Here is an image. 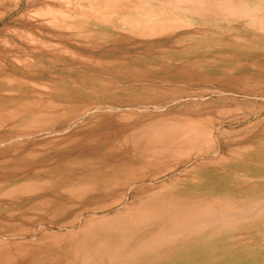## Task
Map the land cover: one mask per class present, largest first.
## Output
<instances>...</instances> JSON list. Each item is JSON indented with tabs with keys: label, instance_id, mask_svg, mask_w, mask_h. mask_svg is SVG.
<instances>
[{
	"label": "rangeland",
	"instance_id": "obj_1",
	"mask_svg": "<svg viewBox=\"0 0 264 264\" xmlns=\"http://www.w3.org/2000/svg\"><path fill=\"white\" fill-rule=\"evenodd\" d=\"M26 1L29 2H27L28 5L24 4ZM33 1L23 0L19 9L5 16L0 21V52L8 53L6 59L0 58V70L5 69L9 72L12 70L17 72H19L18 70L25 71V74L22 75H0V249L4 248V245H8V248L6 246L5 248H10V254H15V262L13 261V264H45L47 259H51V257H55L54 260L57 261L54 264H64L66 259L64 258V261L60 259L59 253L62 250L63 253L66 252L68 247L65 248L64 245V248H60L61 243L68 246L73 244L75 241L73 236L81 226V222L78 219L80 221L83 218L91 219V216L83 214L82 217H78V222H76L77 220L75 221L76 224L74 223L69 227L68 224H65L66 220L70 222L79 209L77 210L71 204L68 207L66 206V209L69 207L71 209L64 212L63 206L60 205L61 208L58 203L56 204L60 197L71 199L65 193L62 195L63 191H67L69 186H75V190H78L82 185L91 188L95 184L92 180L99 182L101 178L106 177V174L102 173L105 171L103 167L97 171H88V173H85L88 168L85 171L79 169L81 162H86V159L94 161L97 158V156L83 154L77 148V145H74L78 139L77 136L80 137V135H95V133L100 131L104 133L107 130L128 129L127 132L131 133L132 136L127 133L129 135L127 138H131V140L129 139V142L125 138L127 141L120 148L116 147V144L117 146L120 145L118 143L123 141L125 135L118 136V138L120 137L119 139L113 137L112 140L118 141H116V144H114L115 141L111 144V141L105 143L104 139H101L98 145L95 143L93 146L89 147L88 145L85 148L86 150L94 151L100 148V157H104L107 154L118 155V159H111V162L115 165L118 162L121 164L124 161L123 156H138L143 153L142 150L145 149L146 145L153 143L152 141L155 144V141L158 140L156 145H159L160 141L154 130L156 129L159 132V127L163 126L161 125L162 123H167L168 119L177 117V114L180 113L182 115L179 116L181 117L180 119L184 118L185 120L191 113L197 114V110L200 109L199 113L207 112L208 114L210 113L209 115L212 114L211 120L201 119L203 125H212L219 129V133L215 132L213 137L209 136L210 139L207 134L200 142V146L207 148L205 155L202 157L203 164L200 166L195 164V162L198 163L199 161L193 155L195 152L194 148L189 150V152L187 151L188 154L184 153L185 156L183 157L185 158L178 157L182 160L172 158L175 160L174 164L172 159L169 162L170 158H167L169 162L167 163V160L162 159L163 157H158L159 161H154L155 164L158 165L162 161L166 163H161V166L158 165L159 167L153 163L155 167L162 169V166L171 165L172 163L169 167H172L173 170L167 168V171L161 172L158 169L160 173L157 172L159 173L157 174L152 166L146 167V165L151 163H146L143 168L147 169L144 170H153H150L151 172H143L145 174L146 172L150 173L147 174L148 176L157 174L158 178L152 182L139 183L141 190L152 189L157 191L156 188L158 187L160 191L167 187V190L165 189L166 191H164L165 195L187 190L190 194L189 197L196 199L198 193L204 192L206 199L218 196L217 199L223 203L224 200L228 202L226 198H229L232 199V202L237 203L235 205L255 202L256 198L260 196L259 193L264 195V186L261 188L254 187L264 183V179H262L264 178V87L259 88L261 90L257 89L259 93L240 94L235 89L231 90L227 84L224 86L219 83H211L212 85L208 83V85L200 80H190V77H194L192 74L177 72L180 68L186 67L184 66V60L190 57V54L194 56L205 51L209 52V50H213L212 54H215V48L219 51V55L226 56L228 54L226 53L228 49L226 47L224 49L225 45H223V42H220L218 46L214 43V37L219 36V32H222V34L227 32L224 24L220 23L216 26L211 23L204 24L197 17L184 16L179 12L178 14L174 13L171 7L160 1H150L149 3L141 0ZM253 1L255 2V0ZM12 2L14 3L13 0ZM126 3L131 4L125 5ZM170 18H172L171 20L175 18L174 20L178 21V23L172 22L171 25L167 26V31H165L168 34L170 30L171 34L181 25L180 30H177V32L175 30L176 33L173 32L174 34L167 35L164 31H158L159 34L143 38L139 36L128 37L133 35L129 34L130 28L135 27L137 23L144 22L143 19L147 21L157 20L160 25H165L168 23L167 19L169 20ZM171 26H175V28H172L173 30L168 29ZM54 29H57V31H53ZM57 34L58 36L60 35L58 37L60 41L58 42V38L55 37ZM48 36H50L49 39ZM227 36L225 34V38ZM51 38L53 40H50ZM221 39L224 40L223 37ZM259 43L261 52L257 53L260 55L257 56L259 60L255 63H262L260 64L261 66L254 64L256 68L253 70L251 80L247 84H255V81L257 84H264V72L261 73L264 69V42ZM63 47L67 48L65 54L69 55L71 53V56L66 57L64 53L65 56L61 55ZM74 50L86 52V58L82 56L83 58L81 57L80 61V57L77 56V58L75 56L78 52ZM42 52H44V56H42ZM25 56L28 57L26 58ZM73 56L75 57L73 58ZM179 62H183V64ZM164 65L175 68L166 71ZM151 68L156 70V72L158 70V74L152 71ZM257 69H259V74L255 71ZM26 70L28 71L26 72ZM200 76L201 74L197 77ZM247 76L249 75L245 74V77ZM258 76H261L262 79L258 78ZM224 104H228L230 107ZM235 104L238 106L236 105V107ZM209 107L212 108L210 109ZM231 107L232 110H230ZM40 110L43 112L41 113ZM31 113L38 116L44 114V117L47 115L51 122H46L45 120L48 119L43 116L38 117L35 115L36 117H34ZM28 115H31L30 118ZM142 121L144 122L142 123ZM145 121L148 122L144 124ZM154 121L157 123L156 125H159L158 122H162L161 126L154 127L155 125L151 124ZM146 126H150V128L147 127L148 130L146 129L145 133L151 131L155 137H152L151 134L149 138L148 134L150 133H144L145 139L142 128H146ZM138 128L140 131L141 129L143 130L141 133L144 136L143 139L142 137L135 139L137 136H135L134 129L138 131ZM137 131H135L136 135L138 137L142 136L137 134ZM132 139L135 140L133 141ZM136 140H141V145L132 150L133 148L130 147L135 145ZM168 142V144H173L170 141ZM105 144L107 147L111 146L110 148L114 145L117 148L115 149L113 146L116 152L115 150L114 152L109 150L108 153V151L104 150ZM153 144L150 145L156 146ZM125 145L127 146L124 147ZM72 146L74 147L72 148ZM127 147L129 151H127ZM77 151L82 156H77ZM134 152L138 154L136 155ZM171 155L175 156L173 153ZM186 156H188V159H186ZM192 156H194V159ZM158 159L156 157V160ZM184 159L185 161L187 160L186 163L185 161L183 162ZM106 164L108 162L103 163V165ZM141 174L138 172L140 177H142ZM63 178L70 183L65 180L63 182ZM56 179H59V184ZM175 179H180V182H176ZM190 179H195V182H198L195 183L196 185L194 182L190 184ZM30 180H33L36 185H33V181L30 182ZM40 182H42L41 185ZM79 182L82 185L79 184L77 188L76 185ZM52 183L56 185L53 187ZM16 185L19 190L22 188L21 192L16 187L15 192L13 186ZM7 189H9L10 193H8L11 196L5 194ZM47 189L49 190L47 191ZM59 190L61 191L60 193L58 192ZM4 194L7 196L5 197ZM7 197L11 200H8ZM43 197L47 198V202L46 199L43 201ZM16 198L17 200H15ZM35 200H38L37 202L42 200L39 206ZM72 201L75 202L74 199ZM72 201L70 200V202ZM101 201L103 200H98V204ZM32 202L36 204L32 205ZM42 203L43 208L40 207ZM25 208L30 209L28 211ZM60 208L61 210H59ZM51 209H53L52 212H50ZM66 209L64 206L65 211ZM54 210L56 211L54 212ZM114 212H116L115 216ZM8 213L11 215L6 216L5 214ZM50 213L52 215L57 213V216L52 217ZM117 213V210L112 208L107 212L98 213L94 219L101 220L105 217V220H108L110 216L109 219H114ZM58 215L62 216L59 217ZM254 230L252 231L254 234L250 232V235L246 232L242 234L244 231L237 232V235L234 232L228 235V237L231 236L232 238L229 237L230 242L223 241V245L215 243L214 245L216 246L209 251V258L212 260V264L214 262H216L214 264H232L234 262L232 260L239 257V255H241V259L240 257L235 259L236 262L234 264H264V251H262L264 248V226L259 230L257 229L258 231L254 232ZM69 234L71 235L69 236ZM64 236L70 237V239L60 243ZM52 242L55 244L52 248L53 251L56 249L54 252L48 249L51 245L53 246ZM5 250H0V252ZM51 251L55 255H52ZM57 258L62 262H59ZM242 259L243 262L241 263ZM8 264L12 263L9 262ZM68 264H74V262L71 261Z\"/></svg>",
	"mask_w": 264,
	"mask_h": 264
},
{
	"label": "bare ground",
	"instance_id": "obj_2",
	"mask_svg": "<svg viewBox=\"0 0 264 264\" xmlns=\"http://www.w3.org/2000/svg\"><path fill=\"white\" fill-rule=\"evenodd\" d=\"M11 1L12 0H0V21L3 20L5 18V16H8L13 11L19 9L20 5L23 2V0H13L14 3L12 2L13 3L12 4ZM141 1L147 2V3H149L150 1H158V2L160 1L161 3H163V4L165 3L169 7H171L172 11L174 13L178 14V12H179L184 16L185 15H191V16L197 17L204 24L211 23V24L216 26L217 24L221 23V24H224L226 26L227 32L224 31L225 34L228 35L226 38H225V34L223 33L224 34L223 35L222 32L221 33L219 32V34H220L219 36L217 35L216 37H214L215 45L218 46L220 44V42H223V45H225L224 49H225V47L228 49L226 52L228 54H226L224 52V54H226V56L219 55L218 54L219 51H217V48H215V51H216L215 54H212L213 50H211V51L209 50V52L205 51L204 53H200V54L194 55V56H192L189 53L190 57H187L184 60V66H186V67L180 68L179 71L176 70L177 72H187V73L192 74L194 76L192 78L190 77V80H200V81L206 82L207 84L209 83L210 85H212L214 83H219V84H223L225 86V84H227V85H229L228 87L231 90L235 89L238 93L240 92V94L241 93L245 94V93H250V92H258L257 89L264 87V84H261L260 82H259L260 84H257L256 81H255V84H247V82L249 80H251V77H252L251 75H253V70L256 68V65L257 64L260 65L262 63V62H258V63H255V62L257 60H259L257 56H259L260 54H257V53L261 52V49H260L261 46H260L259 42H264V0H258V1L255 0V2L253 0L252 1H247V0L246 1H244V0H141ZM27 2L28 1H26L24 4L28 5L29 2L28 3ZM129 4H131V3H129ZM129 4L126 3L125 5H129ZM131 6H133V5H131ZM34 10H36V9H34ZM27 14H28V12H27ZM172 17H174V16H172ZM182 18H183V16H182ZM171 19L172 18H170L169 20L167 19L168 23L165 25H160L159 24L160 22L157 20L147 21V20L143 19L144 22L137 23V24H135V27L130 28L131 30L129 31V34H133V35L128 36V37L134 38L136 36H139V37L143 38V37L151 36L153 34H159L158 31L166 32L167 26L171 25L172 22H176V20H174L175 18L173 20H171ZM35 20H37V19H35ZM43 23H44V21H43ZM48 23H49V21H48ZM161 23L163 24V22H161ZM176 23H178V21ZM42 24H39V25H42ZM125 24H127V23H125ZM180 24H182V23H180ZM42 26H44V25H42ZM175 26H173V27L171 26V28L168 27V29H172V28L174 29ZM180 27H181V25L178 27V29H177L178 31L180 30L179 29ZM187 27H188V25H187ZM55 30L57 31V29H54L53 31H55ZM175 30L173 32H175ZM177 30H176V32H177ZM215 30H217V29H215ZM170 31H169V34H168V32H166L167 35L174 34L173 32L170 34ZM49 32H51V31L49 30ZM164 32H162V33L164 34ZM65 33H67V32H65ZM35 34H37V33H35ZM28 35L31 36V34H29V33H28ZM41 36H42V34H41ZM94 36H96V35H94ZM49 37L50 36H48V39H49ZM55 37L58 38V37H60V35L58 36V34H57V36L55 35ZM55 37L53 36V38H55ZM221 37H223L224 40H222ZM53 38H51L50 40H53ZM95 39H96V37H95ZM58 41H60L59 38H58L57 42ZM253 43H255V44H253ZM32 45H34V44H32ZM38 46H40V45H38ZM192 46H194V45H192ZM62 49H63V51L61 52L62 54L61 53H59V54L64 55L66 53L65 51L67 48L65 49V47H63ZM79 50H74V51L78 52L75 56L80 57L79 59L81 61V59L83 58L82 56H84V58H86L85 57L86 52H81ZM206 50H207V48H206ZM22 51H24V50H22ZM18 54H20V53H18ZM41 54H42V56H44V52H42ZM65 55H66V57L69 55L71 56V53L69 55H67V54H65ZM7 56H8V53L0 52V58L1 59L4 60V59H6ZM75 56H73V58ZM25 57L27 58L28 56H25ZM13 58H12V60H13ZM77 58H76V60L79 61V59H77ZM163 59H165V58H163ZM83 60H85V59H83ZM180 64H183V62ZM254 64H256V65H254ZM260 66H259V69H260ZM164 68L167 71V70H170V69L175 68V67L164 65ZM259 69L255 70L258 72V74H259V71H258ZM151 70L158 74V70H157V72H156V70H154L152 68H151ZM18 71L19 72H17L16 70H12L11 72H9L8 70L1 69L0 75H3V74L4 75L5 74H7V75H10V74L22 75V74H25L24 70H18ZM27 71L28 70H26V72ZM244 72H246V73H244ZM263 72H264V69L262 70L261 73H263ZM198 73L201 74L200 77H197L198 75H200ZM172 74H173V72H172ZM176 74H178V73H176ZM245 74H248L249 76L245 77ZM260 75H262V74H260ZM259 77L261 78V76H258V78ZM258 80L260 81V79H258ZM223 85H221V86H223ZM259 90H261V89H259ZM252 94H256V93H252ZM217 95H219V94H217ZM215 99H216V97H215ZM232 100H234V99H232ZM215 101H217V100H215ZM221 102H223V101H221ZM213 103H211V104H213ZM233 103H232V105H233ZM227 105L228 104H226L225 106H227ZM236 105L237 104H235V106ZM209 108L211 109L212 107H209ZM230 110H232V107ZM199 111H200V109L197 110V114L191 113V115L187 116L185 118V120H184V118L180 119L181 117H179V116H182L180 113V114H177L178 115L177 117H173V118L168 119L169 121L168 122L166 121L167 123L164 122V124H163L161 122L162 123L161 124L160 122H158L159 125L160 124L163 125V126L160 125L161 127H159V125H156L157 123L155 121H154L155 124H153L154 122L151 123L153 126L155 125L154 127H156V126L159 127V132H157V130L155 128H154L155 129L154 132L155 131L157 132V133L155 132V134L157 135V138L159 139L160 144L156 145V142L158 141L156 138L155 139L157 141H155V144H153L154 141H152L153 143H150V141H149L150 144H153L156 146H151L150 144H148V146L146 145V147H144L145 149L142 150V152L145 154L140 153L138 156H129V157L123 156L122 158L124 161L121 164H119V162H118L115 165V164H112V162H111V159H113V160L118 159V157H119L118 155L114 156L113 154H111V155L107 154L104 157H102V156L100 157V155H101V151H99L100 148L95 150V151L94 150H86L85 148L88 145H89V147L91 145L93 146V144H95V143H97V145H98V143L100 142L101 139H104L105 143H108L111 141L110 143L113 144L114 143L113 141H115L114 144H116L117 140H112V138L113 137L118 138V136H124L125 135L126 137L124 136L123 141L121 139L122 142L118 143L120 145L117 146V144H116V147L120 148V146L121 145L123 146L124 143L127 141L126 139L131 140V138H127V136H129V135L132 136L131 133L127 132L128 129L127 130L126 129H119V130L115 129V131L107 130L104 133L101 131L99 133H95V135H93V134L88 135L87 134V135H80V137L77 136V138H78L77 141L76 140H75L76 142L73 141L76 143L74 145H77V148H79L83 154L86 153L88 156H97V158H95L94 161H90V160L86 159V162H81L80 166L78 165L80 167L79 169L85 171V169L88 168L85 171V173H88V171H97L99 169H102V167H103L105 171H103L102 173L106 174V177L101 178V180L99 182L97 180H92L93 183H95V184H93V186H91V188H88L89 186L88 187L83 186L82 183L83 184H85V183L82 182V180H80L82 182L81 184H80V182L77 183V185L74 184V185H76V187L79 184L82 185L81 187L79 186L80 188L77 187L78 190H75L76 189L75 186L74 187L69 186L72 188L68 187L67 191L65 189H63V190H65V192L63 191L62 195L65 193L67 197H71V199H70L71 201H72V199H74L75 202L72 201L73 203L70 202L69 198H63V197L62 198L60 197L59 201H56V204L58 203L59 207H61L60 205L63 206L64 212H67L68 209L69 210L71 209V207L66 209V206L68 207L71 204L73 207L77 208V210L79 209L78 212L73 215V217L71 215V217L73 219H71L70 222H67V220H66L65 224H68L70 227V225H72L74 223L76 224V222H78V220H79V222H81V226L79 227V230L73 236V237H75V241L73 244L68 246L67 244L61 243V242H65L66 240L70 239V237L64 236L60 240V243L62 244L60 248H64V245H65V248L68 247L66 252L63 253V250H62L59 253V256H61L60 259H62V260L64 258L66 259L64 264H68L71 261H73L74 264H212V260L209 258V251L211 249H213L214 246H216V245H214L215 243L223 245L222 244L223 241H229L230 242L231 236H229L230 237L229 238L228 235H231L234 232L237 235V232L244 231V232H242V234L246 232L247 234L250 235V232L252 233L253 229H255L254 230V232H255L257 229L259 230L260 228H262L264 226V222H261V221H264V195H262L261 193H259L260 196H258V198H256L255 202H246V203L241 204V205H235L237 203L232 202L231 201L232 199H229V198H226L228 200V202L226 200H224L223 203H222V201H219V199H217L218 196L217 197L213 196L216 198L206 199V194L204 192L198 193V197L196 199L194 197H189L190 194H189V191H187V190H185L183 192H181L179 190L180 192H178V193L172 192L170 194L168 193L167 195L164 194V191L167 190L166 189L167 187H165L166 190L164 188H163L164 190H162L161 189L162 187L160 186L161 187L160 191H159L158 187L156 188L157 191H153L152 189L151 190H145V191L141 190L139 183L142 184L145 181L152 182L153 180H156L158 178L157 174L160 173L158 170L160 168H158V167L161 166V163H163V164L166 163V162L160 161L161 163L160 164L158 163L159 166L157 164H155V162L159 161L158 157L159 158L163 157L162 159L167 160V163H169L172 158H174V159L175 158L180 159L178 157L185 158V157H183V156H185L184 153L186 152L188 154L189 150L194 148L193 150H195V152L193 153V155L195 156L196 159H198L197 161H199L198 163L195 162V164H197V166H200L201 164H203L202 157L205 155V153H206L205 150L207 148L200 146L201 145L200 142L202 141L203 138H205L204 136H206L207 134H208V137L209 136L213 137L215 132L219 133L218 132L219 129H216L212 125L204 126L201 119L202 120L210 119L212 114L209 115L210 113L208 114L207 112L206 113H203V112L199 113ZM40 112L42 113L43 111L40 110ZM224 113H226V112H224ZM31 114L33 115V113H31ZM35 115H37V114H35ZM35 115H33V116L36 117ZM43 115L44 114H40L39 116L38 115L37 116L40 117ZM28 116L30 118L31 115H28ZM44 118L48 119V120H45L46 122L47 121L51 122V120H49L47 115H45ZM230 119H234V118H230ZM234 120H236V119H234ZM143 122L144 121H142V123ZM146 122H148V121H145L144 124H146ZM233 122H236V121H233ZM153 126H152V128H153ZM218 126H217V128H218ZM138 127H140V126H138ZM147 127L148 126H146V128H142L144 131L142 129L140 131L139 128H138L139 129L138 131L136 129H134L135 136H137V137H135V139H139L140 137H142V139H143L145 134L150 133V134H148V137H149V135H151L152 133H151V131L145 133V131H147L148 128H150V126L148 128ZM135 128H137V127H135ZM132 131H130V132H132ZM135 131H137V134H139V135L142 133V131H143V134L144 133L145 134H144V136L141 134L142 136L138 137V135H136ZM139 131H140V133H139ZM127 133L129 135H127ZM152 137H155V136H153V134H152ZM145 139H146V136H145ZM209 139H210V137H209ZM130 140H129V142H130ZM141 140H138V141L136 140L135 145H134V142L132 141L134 146H132V147L129 146V147L133 148L132 150H135L134 148H136L138 145H141V143H140ZM168 141L172 142L173 144L172 145H171V143L168 144L169 143ZM210 141H212V140H210ZM73 142H72V144H73ZM127 145H125L124 147H126ZM130 145H132V144H130ZM68 146H65V147H68ZM113 146H112V148H110L111 146L107 147V145L105 144V146H104L105 149L104 148H102V149L108 151V153H109V150L110 151L113 150L112 152H114V150L117 148L114 146L115 149H113ZM73 147L74 146H72V148ZM99 147H100V145H99ZM119 148H118V150H119ZM126 149H127V151H129L128 147ZM62 150H64V149L62 148ZM65 150H66V148H65ZM121 151H122V149H121ZM136 151H137V149H136ZM78 152L79 151H77V153H76V154H78L77 156H82V154H79ZM115 152H116V150H115ZM134 153L136 155L138 154L136 152H134ZM172 153L175 154V156H172L171 155ZM194 156H192L193 159H194ZM156 157L158 160H156ZM186 157H187L186 159H188V156H186ZM167 158L168 159L170 158L169 162H168ZM130 159H132V160H130ZM174 159H172L173 164L175 161ZM180 160H182V159H180ZM184 161H185V159L183 160V162ZM186 161H185V163H186ZM104 162H108V164L103 165ZM146 163H151V164L154 163L155 165L158 166V167L157 166L155 167L154 164L153 165H151V164L146 165V167L152 166V168L154 170H156V173L159 172V173L155 174L157 176H155V175L153 176V174H152V176L147 175V174H150L148 172H151L153 169L152 170L150 169L151 171L150 170H144V169H147V168H143V166ZM176 164H177V161H176ZM129 165H131V166H129ZM169 165L166 164L167 167L162 166V169H160V171L165 172L168 169H172V167L170 168ZM171 165H172V163H171ZM203 169H204V167H203ZM129 170H133V171L129 172ZM143 171L144 172L148 171V172H146V174H145ZM131 172L136 173V174H133ZM138 172H140V174L143 172L141 174L142 177H140V175H138ZM94 173H92V174H94ZM131 174H133V176H131ZM96 175H98V174H96ZM82 179H84V178H82ZM262 179H264V178H262ZM64 180H65V178H63V182H64ZM179 180L180 179H177V180L175 179L176 182H180ZM31 181H33V180H30V182ZM44 181H46V180H44ZM58 181H59V179L57 180V182ZM65 181L69 182L67 180H65ZM189 181H190V184L193 182H194V184L196 182H198V181L195 182V179L194 180L190 179ZM57 182H56V184H57ZM85 182H86V179H85ZM41 183L42 182H40V185H41ZM45 183H49V182H45ZM185 183H187V182H185ZM28 184H27V186H28ZM34 184H35V182L33 181V185ZM58 184H59V182H58ZM58 184H57V187H58ZM52 185H53V183H52ZM55 185H53V187ZM18 186H20V185H18ZM22 186H25V185H22ZM27 186H25V187H27ZM263 186H264V183H261L259 185L254 186V187L255 188L256 187L261 188ZM13 187H14L15 192H16L17 185L13 186ZM13 187H10V188H13ZM9 189L5 190V194H9L11 192V189H10V192H9ZM14 189H13V191H14ZM49 189H47V191ZM153 189H155V188H153ZM175 189H177V188H175ZM17 190H19V188H17ZM21 190H22V188H21ZM21 190H19V191L21 192ZM201 191H203V190H201ZM43 192H45V191H43ZM58 192L60 193L61 191L59 190ZM2 193H4V192H2ZM195 193H196V191H195ZM5 194H4V196H5ZM84 195H88V196H84ZM9 196H11V195L9 194ZM40 197H42V196H40ZM12 199H13V197H12ZM45 199L47 202V198H44L43 201ZM100 199H102L103 201H101V203L98 204V200H100ZM252 199H255V198H252ZM8 200H11V199L8 198ZM15 200H17V198ZM52 200H53V198H52ZM41 201L42 200H40V202ZM40 202H37L38 206H39ZM35 204L32 202V205H35ZM49 204H48V206H49ZM29 205L31 206L30 203H29ZM64 206H65L66 211L64 210ZM40 207L43 208V203L41 204ZM57 207H58V205H57ZM57 207H56V209H57ZM45 208H47V207H45ZM48 208H50V207H48ZM61 208L59 210H61ZM75 208H73V209H75ZM112 208H115L118 212L116 214V218H114V219L111 218L112 219L111 220V219H109L111 217L109 215L110 217L109 218L107 217L108 220H105V217H104V219H101V220H95L94 219V218H96L95 216L98 213L107 212L108 210H110ZM25 209L27 210L28 208H25ZM25 209H23V210L25 211ZM29 209H28V211H29ZM32 210H33V208H32ZM32 210H30V211H32ZM52 210L53 209H51L50 212H52ZM55 211L56 210H54V212ZM64 212H63V214H64ZM23 213H25V212H23ZM115 213L116 212L113 213L114 216H115ZM9 214L10 213L5 214V215L7 216ZM47 214H49V213H47ZM83 214H85V215L87 214V215L91 216V219L87 220L88 218L87 219L83 218L82 221H80V219H78V217H80V216L82 217ZM55 215L51 214L52 217ZM58 216L61 217L60 215H58ZM59 217H57V218H59ZM252 234H254V233H252ZM70 235L71 234H69V236ZM254 237H256V236H254ZM46 239H45V241H46ZM52 244H53V246L52 245L50 247L48 246L49 250L50 249L52 250V248L55 246V244L53 242H52ZM5 246L6 245H4L3 246L4 248H2L0 250H5L6 249ZM58 246H59V244H58ZM241 247H243V246H241ZM233 248H235V247H233ZM231 249H232V247H231ZM245 249L247 250V248H245ZM263 249H262V251H264ZM9 250H10V248L6 249L4 252L3 251L0 252V264H8L9 262L13 264V261L15 260V254H10ZM225 250H227V249H225ZM52 251H51V254L54 252V251L53 252ZM74 251H75V253H74ZM220 251H222V250H220ZM246 254H247V252H246ZM258 254H256V255H258ZM52 255H55V254H52ZM71 256H74V257H71ZM240 256L241 255H239V257ZM50 257H51V255H50ZM228 257L230 258V256H228ZM234 257H235V255H234ZM239 257L234 258L232 260V262L234 261L232 264H234L236 262L235 259H238ZM250 257H253V256H250ZM54 259H55V257L54 258L51 257V259H47L45 264H54L55 262H57ZM57 259H59V258H57ZM60 259L58 261L62 262V261H60ZM219 259H216V260H219ZM240 259H241V257H240ZM252 259H250V260H252ZM221 260H223V259H221ZM242 262H243V259H242L241 263ZM214 263H216V262H214ZM229 264H231V263H229Z\"/></svg>",
	"mask_w": 264,
	"mask_h": 264
}]
</instances>
